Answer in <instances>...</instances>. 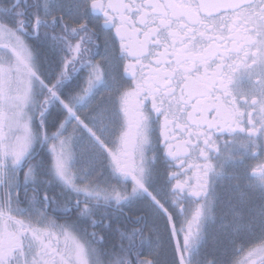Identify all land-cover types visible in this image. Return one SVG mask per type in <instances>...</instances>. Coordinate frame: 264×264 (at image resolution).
<instances>
[{
  "label": "snow or ice",
  "instance_id": "6c2138e0",
  "mask_svg": "<svg viewBox=\"0 0 264 264\" xmlns=\"http://www.w3.org/2000/svg\"><path fill=\"white\" fill-rule=\"evenodd\" d=\"M0 264H264V0H0Z\"/></svg>",
  "mask_w": 264,
  "mask_h": 264
},
{
  "label": "flooded vegetation",
  "instance_id": "af4514ba",
  "mask_svg": "<svg viewBox=\"0 0 264 264\" xmlns=\"http://www.w3.org/2000/svg\"><path fill=\"white\" fill-rule=\"evenodd\" d=\"M261 161L259 160H253V161H250L251 164L255 165L256 163H260Z\"/></svg>",
  "mask_w": 264,
  "mask_h": 264
},
{
  "label": "rangeland",
  "instance_id": "374dc122",
  "mask_svg": "<svg viewBox=\"0 0 264 264\" xmlns=\"http://www.w3.org/2000/svg\"><path fill=\"white\" fill-rule=\"evenodd\" d=\"M256 243H259L258 241Z\"/></svg>",
  "mask_w": 264,
  "mask_h": 264
}]
</instances>
